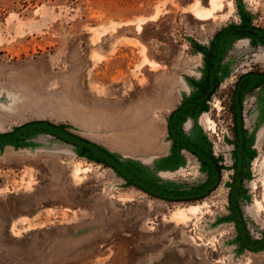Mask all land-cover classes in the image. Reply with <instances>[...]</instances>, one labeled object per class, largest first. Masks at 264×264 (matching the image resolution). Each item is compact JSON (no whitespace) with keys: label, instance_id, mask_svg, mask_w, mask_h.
<instances>
[{"label":"rangeland","instance_id":"rangeland-1","mask_svg":"<svg viewBox=\"0 0 264 264\" xmlns=\"http://www.w3.org/2000/svg\"><path fill=\"white\" fill-rule=\"evenodd\" d=\"M259 31L264 0H0V136L48 121L152 187L199 191L212 169L172 129L219 175L160 199L29 132L0 146V264H264V80L243 82L240 127L234 112L241 76L264 73Z\"/></svg>","mask_w":264,"mask_h":264},{"label":"water","instance_id":"water-1","mask_svg":"<svg viewBox=\"0 0 264 264\" xmlns=\"http://www.w3.org/2000/svg\"><path fill=\"white\" fill-rule=\"evenodd\" d=\"M259 33L264 36V31H259ZM247 78L264 80V73L250 72V73L242 75L239 81L237 82V85L234 91V112L236 115V122H237L238 127H240V124L242 122V115L240 114V92H241L243 82ZM188 107H192V104L187 103L186 106L181 108L179 111H177L173 115L172 117L173 126L175 125L178 118L182 116V114L188 109ZM33 131H41V132L48 133L56 137L57 139H60L76 147L84 149L90 155L98 159L99 161L110 166L122 178L126 179L127 181H129L131 184H133L137 188L160 199H165L169 201H185V200L200 199L204 197L205 195H207L211 190H213L219 181V175L214 174L215 168H214L212 161L207 156H205L200 150L196 149L192 144L184 142L181 138H179L175 134V131L172 129H171V133L174 139L176 140V142L178 143L176 144L175 149H178L180 146L187 148L188 150L193 152L195 155H197L201 160L207 163L212 169V174L214 175L212 177V180L210 181V183H208L205 187H203L199 191H196L193 193H170L162 189H157L155 187H152L146 182H144L143 180H141L133 169H129L126 166H124L114 156L107 153L105 150L98 147L96 144L68 132L63 126H58L48 121L29 122V123H26L16 128L11 133L1 135L0 136V146H4L7 144H17L19 139H21L23 136H25L29 132H33ZM233 197H234V190L232 191L230 200H231V203L235 205V201Z\"/></svg>","mask_w":264,"mask_h":264},{"label":"bare ground","instance_id":"bare-ground-1","mask_svg":"<svg viewBox=\"0 0 264 264\" xmlns=\"http://www.w3.org/2000/svg\"><path fill=\"white\" fill-rule=\"evenodd\" d=\"M211 2V5H212V8H215V7H218L220 5H222V0H210ZM200 12H204V11H207L206 9H203V8H199ZM197 209V206H190L188 208V210H191V211H194ZM180 213L183 214V210H180Z\"/></svg>","mask_w":264,"mask_h":264},{"label":"flooded vegetation","instance_id":"flooded-vegetation-1","mask_svg":"<svg viewBox=\"0 0 264 264\" xmlns=\"http://www.w3.org/2000/svg\"><path fill=\"white\" fill-rule=\"evenodd\" d=\"M250 73V72H249Z\"/></svg>","mask_w":264,"mask_h":264}]
</instances>
